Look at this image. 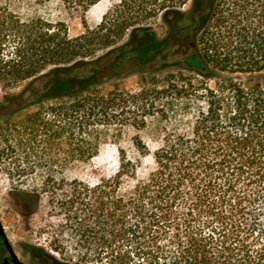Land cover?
<instances>
[{"label": "trees", "instance_id": "obj_1", "mask_svg": "<svg viewBox=\"0 0 264 264\" xmlns=\"http://www.w3.org/2000/svg\"><path fill=\"white\" fill-rule=\"evenodd\" d=\"M20 1L0 0V89L14 91L0 99V170L39 172L107 264H264V0H114L77 35L23 17ZM59 1L86 13L103 0ZM157 19L164 37L147 23ZM133 75L140 88H120ZM150 124L163 144L142 148L146 177L120 147L113 176L63 177ZM19 193L35 198L33 214L40 192Z\"/></svg>", "mask_w": 264, "mask_h": 264}, {"label": "rangeland", "instance_id": "obj_2", "mask_svg": "<svg viewBox=\"0 0 264 264\" xmlns=\"http://www.w3.org/2000/svg\"><path fill=\"white\" fill-rule=\"evenodd\" d=\"M115 4L114 0H103L90 8L86 13L69 11L59 0H21L19 12L25 18L33 16H44L52 21L64 22L71 35H77L84 30V24L89 27L98 25L103 15ZM149 23L157 32L159 37H164L167 27L163 20H149ZM168 69L167 71H171ZM159 87L164 86L165 76H158ZM141 77L139 75L129 76L119 82L120 88L137 91L140 88ZM110 89V86L107 87ZM13 90L0 89V99ZM189 119L178 128L186 130L189 127ZM138 134V135H137ZM138 136L140 143H135ZM163 144V132L156 126L150 124L146 129L137 131L128 127L117 143L103 145L100 153L90 162H74L63 170V177L72 181L79 179L90 185H95L102 176H113L118 171V147L123 148L128 158L140 160L138 168V179L147 176L153 166L150 156L142 158L140 152L147 147L153 152ZM7 156H4L6 159ZM21 158H24L21 156ZM17 165L13 164L12 166ZM3 168V167H2ZM43 178L40 173L28 176H18L14 172L5 169L0 170V217L9 235V239L16 250L21 251L26 245L28 248H40L49 256L62 264H107V259L97 257L94 245L99 244L95 238L88 237L83 240L74 230L67 216L58 211L56 200H51L49 195L41 190ZM135 184L132 177H124L122 191L130 190ZM40 192L38 208L33 214L20 215L14 204V198H21L32 203L35 198L21 196L19 191ZM56 206V208H55ZM55 208V209H54ZM104 236L102 233L97 236ZM89 241L87 242V239ZM101 250V248L99 249ZM106 250V249H104ZM106 252V251H105ZM84 256H86L85 259ZM105 256L103 253L102 257Z\"/></svg>", "mask_w": 264, "mask_h": 264}, {"label": "flooded vegetation", "instance_id": "obj_3", "mask_svg": "<svg viewBox=\"0 0 264 264\" xmlns=\"http://www.w3.org/2000/svg\"><path fill=\"white\" fill-rule=\"evenodd\" d=\"M14 204L17 208V212L20 215H28V207L31 204L30 201L24 199L22 200L21 198L17 197L14 198ZM3 229L8 237L12 252L15 256H13L12 252L7 248L5 242L0 237V264H16V262L14 261V257H17V259L23 264H56L57 260H55L52 256L46 254L40 248H28V246L26 245L21 251L16 250L15 246H13L9 239V235L5 230L4 225ZM58 263L62 264L57 261V264Z\"/></svg>", "mask_w": 264, "mask_h": 264}, {"label": "water", "instance_id": "obj_4", "mask_svg": "<svg viewBox=\"0 0 264 264\" xmlns=\"http://www.w3.org/2000/svg\"><path fill=\"white\" fill-rule=\"evenodd\" d=\"M0 237H1V238L3 239V241L5 242L7 248L12 252L11 245H10V243H9V240H8L7 235L5 234V231H4V229H3V225H2L1 220H0ZM12 254H13V252H12ZM13 256H15V255L13 254ZM14 258H15L14 261L16 262V264H23V263H21V262L17 259V257H14Z\"/></svg>", "mask_w": 264, "mask_h": 264}]
</instances>
